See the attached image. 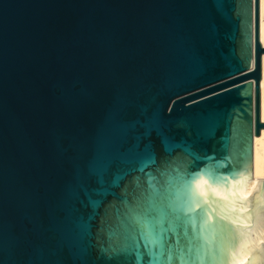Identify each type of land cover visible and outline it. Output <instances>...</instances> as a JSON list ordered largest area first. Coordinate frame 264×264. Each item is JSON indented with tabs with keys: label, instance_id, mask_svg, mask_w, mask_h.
<instances>
[{
	"label": "water",
	"instance_id": "obj_1",
	"mask_svg": "<svg viewBox=\"0 0 264 264\" xmlns=\"http://www.w3.org/2000/svg\"><path fill=\"white\" fill-rule=\"evenodd\" d=\"M258 0H0V264H264Z\"/></svg>",
	"mask_w": 264,
	"mask_h": 264
},
{
	"label": "bare ground",
	"instance_id": "obj_2",
	"mask_svg": "<svg viewBox=\"0 0 264 264\" xmlns=\"http://www.w3.org/2000/svg\"><path fill=\"white\" fill-rule=\"evenodd\" d=\"M258 40L264 48V0H258ZM259 122L264 124V53L261 55V77L259 82ZM252 180H264V126L252 142ZM264 238V226L261 232Z\"/></svg>",
	"mask_w": 264,
	"mask_h": 264
}]
</instances>
